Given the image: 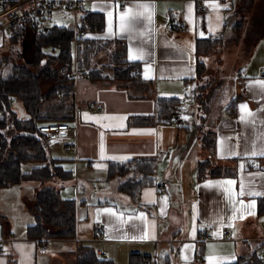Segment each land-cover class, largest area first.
Listing matches in <instances>:
<instances>
[{
	"label": "crops",
	"instance_id": "crops-1",
	"mask_svg": "<svg viewBox=\"0 0 264 264\" xmlns=\"http://www.w3.org/2000/svg\"><path fill=\"white\" fill-rule=\"evenodd\" d=\"M84 1L86 11L105 18L104 30L87 31V38L124 42L127 60L141 64V77L152 83V89L142 97H131L126 89L72 76L71 118L65 122L70 128L58 139L42 133L49 155L71 174V179L26 181L1 188L6 190L0 196V264H75L79 245L93 246L101 258L111 259L114 264H132V254L154 256L157 264H162L165 256L171 264H236L239 258H250L257 251L263 256L264 156L252 152L259 153L264 148V78L260 76L264 67V20L253 15L255 6L264 5V0ZM199 2L208 10L200 11ZM139 4L153 6L148 10L150 21L131 20L137 11H143L137 9ZM58 15L64 19L72 17L76 33L84 13L76 18ZM122 16L129 21L124 27ZM173 18L186 20L188 30H174L170 25ZM241 21L243 46L235 45L227 55V48L232 46L221 42L219 52H213L219 54L220 71L229 70L218 75L232 80L233 95L219 115L213 117L212 108L205 124V128L210 125L207 129L215 132V163L227 165L234 160L237 175L199 180L198 163L207 159L208 152L200 141L201 110L194 79L198 62L210 64L213 55H199L198 43L211 38L230 41L237 32L233 24ZM56 25L59 24L55 17L51 29ZM6 30L12 43L13 28L2 21L0 48L8 42ZM21 41L24 62L30 63L34 30H26ZM9 67L5 68L7 72ZM52 85L42 83L43 91ZM236 96L240 100L231 117L227 106ZM160 97L181 99V124L159 119ZM221 98L222 94L215 103ZM15 102L23 103L11 99L10 106L16 112ZM96 105L103 109L94 110ZM242 105L246 108L242 109ZM150 118L153 122H149ZM136 158L154 159L156 171L153 182L133 199L118 189L119 183L133 172L121 179H108V166L110 162ZM160 181L166 183L163 192L157 189ZM35 182L42 186H32ZM51 182L57 185H48ZM241 185L243 196L239 195ZM43 186H54L63 199L75 200L74 238L40 240L27 236L28 228L36 222L34 195ZM249 191L261 194L250 196ZM98 224L105 229L103 241L95 239ZM204 228L211 239L202 238Z\"/></svg>",
	"mask_w": 264,
	"mask_h": 264
},
{
	"label": "trees",
	"instance_id": "trees-1",
	"mask_svg": "<svg viewBox=\"0 0 264 264\" xmlns=\"http://www.w3.org/2000/svg\"><path fill=\"white\" fill-rule=\"evenodd\" d=\"M239 24V25H238ZM242 21L233 24L235 31H240ZM105 27L103 14L86 11L81 17L78 30L99 32ZM14 34V32H13ZM12 43L19 42L15 34ZM218 38H211L198 43L199 55L209 54L221 45ZM224 43V42H223ZM115 46L107 62L99 61L102 53ZM126 45L119 40H101L87 37L75 38V30L65 26H53L47 33L34 31L33 60L30 63L17 62L9 56L0 55V189L22 184L26 181L48 182L54 179L66 181L71 174L55 158L49 155L45 135L39 132V125L50 122H63L71 118L70 110L73 99L75 72L85 73L87 77L101 85H114L126 89L131 97H142L152 89V83L141 77V64L128 61ZM22 55V54H21ZM7 72L5 68L9 66ZM56 65V66H54ZM207 70L206 64L199 61L196 78ZM51 82L52 87L43 91L42 83ZM204 83L196 87V98L201 110L199 130L200 141L208 157L198 163L199 180L216 177H235V161L227 165L215 163V132L205 128L211 112L209 99L203 91ZM135 93V94H134ZM11 99L23 103L28 114L20 119L10 106ZM240 96L234 97L227 106L231 117L235 116L236 104ZM178 97L157 99V115L166 122L167 117L178 112L182 107ZM153 122V118L149 119ZM34 166L24 171L23 165ZM251 167H254L253 165ZM250 168V166H248ZM156 162L152 158H136L126 162H110L108 179L122 178L118 189L133 199L141 189L154 180ZM35 224L28 228L27 236L36 239H71L76 234V202L65 200L54 186H43L35 195ZM258 252V251H257ZM254 252L250 258H239L236 264H264V257ZM144 259L154 263V256L132 254V264H142ZM75 264H114L113 260L101 258L90 245H79ZM160 264V263H159ZM162 264H171L165 256Z\"/></svg>",
	"mask_w": 264,
	"mask_h": 264
},
{
	"label": "built area",
	"instance_id": "built-area-1",
	"mask_svg": "<svg viewBox=\"0 0 264 264\" xmlns=\"http://www.w3.org/2000/svg\"><path fill=\"white\" fill-rule=\"evenodd\" d=\"M199 10L207 11L208 8L203 2H199ZM86 12V5L84 0H0V29L1 22L13 28V32L17 39L21 41L24 37L25 31L28 29L38 30L40 33H47L51 30V21L56 14H70L75 18ZM170 25L174 30L187 31L188 23L184 19L173 18L170 20ZM13 34V35H14ZM88 32L85 30H77L75 38L87 37ZM75 78L87 77L85 73L75 72L72 74ZM260 76L264 78V67L260 71ZM94 110H102L101 105H96ZM0 110V118L2 117ZM167 122L170 124H181L183 121L182 114L174 112L167 117ZM68 123L50 122L39 125V132L46 134L51 139H58L63 136L62 132L68 130ZM0 139V149H1ZM166 183L160 181L157 185L159 192L165 190ZM105 238V229L102 224L95 227V239L103 241ZM202 238L209 240L212 236L209 234L208 229L204 228ZM2 250V247H0ZM264 256V249L261 250ZM142 264H157V259L154 263L151 260L144 259Z\"/></svg>",
	"mask_w": 264,
	"mask_h": 264
},
{
	"label": "rangeland",
	"instance_id": "rangeland-1",
	"mask_svg": "<svg viewBox=\"0 0 264 264\" xmlns=\"http://www.w3.org/2000/svg\"><path fill=\"white\" fill-rule=\"evenodd\" d=\"M255 7H256L255 9L253 8L254 9V11H253L254 17L256 19H258V20H264V5L255 6ZM55 17H56V21H57V23L59 25L65 26V27L70 28V29H77V25L75 23V20L72 17L64 19L61 16H59L58 14H56L54 16V18ZM262 23L264 24V22H262ZM255 25H257L256 27H260L259 24H254L253 26L255 27ZM9 37H10V32L8 30H6L5 42L9 40ZM243 37H245L244 34H241V33H239V31H237L236 34L230 39V41H226L224 43L222 42V44L227 43V45L232 46V47L227 48V52H226L227 55L231 54V52L234 51L232 49L233 48L235 49V47H234L235 45H238L240 47L243 46V44H244L243 43L244 42ZM8 42L5 43V46L3 48H0V53H2L3 51L9 49L8 53L5 54V55L9 56L12 60H15L17 62H24V58L21 55L22 54V52H21L22 50L20 49L21 46H22L23 41H19L16 44L11 43L10 41H8ZM218 47L213 49L212 52L210 53L213 56L211 58V63L210 64L207 63V65H206V68H207L206 72L201 75V77L199 78L198 81L195 80L196 83H197V86H199V84H201V83H204V84L207 85V88L203 91V93L209 99V103L208 104L210 106V109L212 110L213 107L215 108L214 109L215 111L213 113V117L216 116V115H219L221 113V111L223 109V106H225L226 102L233 95V85H234L232 80L230 78H228V76L225 77V78H222L221 77L222 74L218 75L220 73L227 74L229 72V70L220 71V68L217 67L219 54L214 55L215 53H213V52L218 53L219 52L217 50ZM112 52H113L112 48H109L108 49V53L107 54L105 53V55H102L100 57L99 61L101 63L107 62V60L109 59L110 54ZM218 64H220V62ZM54 66H56V65H54ZM215 74H216V76L213 77ZM220 86L222 87L221 89H220ZM221 94H222V98L217 103H215L216 99L220 98ZM194 105H195V102L193 101L192 102V106H194ZM14 109L16 110V112L18 113V116L20 118H26V112H25V110L23 108V105L21 103L15 102ZM210 114H211V112H210ZM210 114H209V116H210ZM208 126H210V125H207V128H208ZM33 165L34 164H32V163L24 164L23 165L24 171L29 170ZM116 179H118V178H116ZM31 184H32V186H35V187L42 186V184L38 183V182L31 183ZM51 184L52 185H57V183H53V182L48 183V185H51ZM4 190H6V189H0V196H2L5 193ZM27 195H28V197H31V194L29 192H28ZM34 196H32V198H30V199L32 200L34 198Z\"/></svg>",
	"mask_w": 264,
	"mask_h": 264
},
{
	"label": "snow or ice",
	"instance_id": "snow-or-ice-1",
	"mask_svg": "<svg viewBox=\"0 0 264 264\" xmlns=\"http://www.w3.org/2000/svg\"><path fill=\"white\" fill-rule=\"evenodd\" d=\"M136 7H137V9H141V10H143V11H137V12L131 17V20H132V21L139 20V19H143V18H147L149 21L151 20V12L148 11V10H149L151 7H153V6L148 5V4H139V5H137ZM189 12H191V6H189ZM146 13H147V15H146ZM110 15H111V13H110ZM121 20H122V25H121L122 27H124L125 24L129 22V21H125V19H124L123 16L121 17ZM261 87L264 88V84H262ZM241 108H242V109H245V108H246V105H242ZM249 115H251V113H249ZM257 154H259V155H261V156H264V148H262V149L259 151V153H257L256 151H253V152H252V155H257ZM226 183H227V184H233L234 181H227ZM218 186H220V185H218ZM225 191H228V189H225ZM247 194L250 195V196H254V195H260L261 193H255V192L249 191ZM239 195H240V196L245 195V191H244V187H243V185H241ZM121 215H122V214H121Z\"/></svg>",
	"mask_w": 264,
	"mask_h": 264
}]
</instances>
